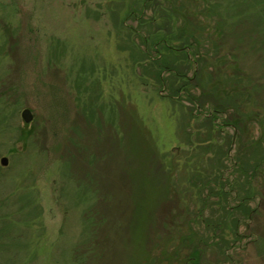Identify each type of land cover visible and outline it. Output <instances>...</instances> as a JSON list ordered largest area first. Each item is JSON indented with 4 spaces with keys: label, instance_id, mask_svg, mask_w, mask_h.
<instances>
[{
    "label": "rangeland",
    "instance_id": "374dc122",
    "mask_svg": "<svg viewBox=\"0 0 264 264\" xmlns=\"http://www.w3.org/2000/svg\"><path fill=\"white\" fill-rule=\"evenodd\" d=\"M234 107L260 138L264 0H0V264H264Z\"/></svg>",
    "mask_w": 264,
    "mask_h": 264
},
{
    "label": "trees",
    "instance_id": "16d2710c",
    "mask_svg": "<svg viewBox=\"0 0 264 264\" xmlns=\"http://www.w3.org/2000/svg\"><path fill=\"white\" fill-rule=\"evenodd\" d=\"M163 45L166 48H168V49H171V50L175 49V48L171 47L170 45H168V44H166L164 42H163ZM185 45L186 44L184 43L183 46L178 47V50L181 51L184 48V51H185V49H186ZM184 54L187 57V52H185ZM227 101H229V99H227L224 102H227ZM224 102H223V104H224ZM233 106L234 105H231V107H233ZM234 110L238 114L236 116V119H234L233 123H232L233 131H234V133L232 134V142L234 143L235 141H237V148L239 149L238 151L243 149V152H242L241 156L238 155L237 158L235 157V160L233 162V164H234L233 167L237 170V172H240L243 175H246L245 173H247L246 170H247L248 167H252V171L254 173H256L258 170H264V146L261 145L262 143H264V131L260 133V136H261V137L259 136L260 138L255 139V140L253 139L252 141H250L248 143H245L246 141H243L240 138V133L238 135V132L240 131V129H241V131L244 130L245 124H246V121H247V114H240L241 110L238 112L236 107H234ZM250 114H252V116L254 115V113H250ZM250 114H248V116ZM210 118L212 119V121H215V120H213L212 116ZM222 124H227V123H217V125L220 126V127L222 126ZM246 145H250V149H251L250 151L252 152V154H254L251 157V160H250V156L245 154V152L247 151V146ZM245 146H246V148H245ZM247 179H248V176H247ZM223 193H224L223 194L224 195V199H226L228 196L225 197V195H226L225 191ZM223 195H222V197H223ZM229 209H231V208H229ZM232 209H236V210L243 209L248 214L251 211L250 208H247L245 205H242V203H237L235 206L232 207ZM188 260L190 261L192 259L189 257Z\"/></svg>",
    "mask_w": 264,
    "mask_h": 264
},
{
    "label": "water",
    "instance_id": "95a60500",
    "mask_svg": "<svg viewBox=\"0 0 264 264\" xmlns=\"http://www.w3.org/2000/svg\"><path fill=\"white\" fill-rule=\"evenodd\" d=\"M20 115H21V118L23 119V121L26 122V123L29 122V121H31L32 120V117H33V115H32V113H31V111H30L29 108H23L21 110ZM7 161H8L7 160V157H5V156H2L0 158V163L2 165H6L7 164Z\"/></svg>",
    "mask_w": 264,
    "mask_h": 264
}]
</instances>
